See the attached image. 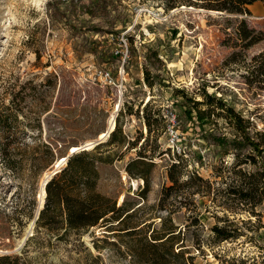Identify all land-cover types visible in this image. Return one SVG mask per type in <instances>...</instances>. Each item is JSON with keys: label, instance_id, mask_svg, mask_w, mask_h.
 I'll return each instance as SVG.
<instances>
[{"label": "rangeland", "instance_id": "rangeland-1", "mask_svg": "<svg viewBox=\"0 0 264 264\" xmlns=\"http://www.w3.org/2000/svg\"><path fill=\"white\" fill-rule=\"evenodd\" d=\"M48 1L55 0H0V108L13 94L18 92L19 98L26 93L19 102L25 135L14 145L28 146L27 150L41 143L55 147L52 161L43 170L26 166L20 180L13 179L0 164V253H20L34 233L35 222L32 226L31 222L44 202L39 196L41 187L52 176L56 161L68 155L72 146L82 150L85 143L96 141L114 117V127L118 125V135L125 141L102 149L113 155V162L99 166L97 189L116 198L118 205L121 196H125L127 208L137 204L128 225L147 220L160 229V217L165 224L174 223L180 231L175 249L188 251L184 257L189 264H264L260 247L264 245V206L255 209L261 215H252L225 192L233 166L240 163L235 168L246 171L264 168V153L231 147L222 153L212 136L238 137L235 128L222 116H212L201 124L190 120L183 99L173 92L184 89L200 100L205 88L249 120L251 135L264 132L262 75L254 76L252 83L247 79L248 66L257 65L252 57L264 52V39L248 49L235 47L234 15L187 5L166 10L163 0H109L104 14L89 10L92 3L100 5V0H59L68 21H51ZM70 3L75 4L71 11ZM240 17L249 27L264 32L261 2H255L250 14ZM121 38L127 49L132 42V51L128 49L124 61L113 53L120 48ZM88 43L96 52L84 50ZM100 69L109 71L110 78L100 77ZM146 71L155 76L152 86L144 82ZM46 80L54 87L49 88ZM148 101L147 111L159 113L151 132L143 112ZM170 113L178 117L174 127L179 153L186 160L184 178L196 171L209 181L211 190L207 193L204 184H191L168 195L161 209L162 188L170 185L167 167L178 153L166 132ZM28 122L35 127H28ZM138 151L154 154L150 189L144 199L136 191L143 181L130 178L125 171ZM249 155L255 156V165ZM197 186L202 192L192 194ZM195 214L198 223L192 224ZM230 221L242 235L214 241L210 227ZM105 231L104 227H90L79 240L72 231L60 241L50 237L51 244L41 248L43 254L30 245L29 264H136L125 245L128 237H104L103 233H110ZM41 238L47 242L49 237L43 233ZM96 255L98 263L93 259Z\"/></svg>", "mask_w": 264, "mask_h": 264}, {"label": "trees", "instance_id": "trees-1", "mask_svg": "<svg viewBox=\"0 0 264 264\" xmlns=\"http://www.w3.org/2000/svg\"><path fill=\"white\" fill-rule=\"evenodd\" d=\"M100 5L92 3L89 10L93 14H104L107 10L109 0H100ZM166 10L176 6L187 5L206 10H214L223 12L222 15H234L237 41L235 47L248 49L255 43L264 39V32L249 27L245 18L240 17L250 14V6L255 2H261L264 6V0H163ZM59 0L48 1L46 3V11L51 21L62 20L68 21L66 11L59 7ZM97 5V6H96ZM69 10L75 8L74 3H70ZM129 51H132V42H129ZM85 51L96 52V48L88 43L84 47ZM237 52L232 55L235 56ZM257 65L251 63L247 69L248 83L253 82V77L262 75L264 82V52H260L252 57ZM155 76H150L146 71L144 74V82L148 86H152ZM46 83L49 88H53V83ZM45 83V84H46ZM22 86L21 89H24ZM50 90V89H49ZM22 91V90H20ZM174 95L183 99L185 108V116L190 120H196L198 123L203 121H211L212 116L224 117L239 133L238 137L227 138L224 136H212V139L220 146L222 153H227L229 148L240 151L249 148L256 155L264 153V132L255 131L251 135L249 127L250 122L240 115L235 108L228 104L221 96L210 93L203 88L201 92L202 99L196 100L195 97L189 96L184 89L175 88ZM19 93L13 94L6 104H2L0 108V164L5 172H8L13 179L20 180L24 176L26 166L29 169L37 168L41 171L50 163L54 157L55 147L48 143L36 145L31 150H27L28 146L20 147L14 145L25 135L23 107L19 106V102L23 101L25 94L17 97ZM148 103L144 105L143 112L148 132L152 131L151 126L159 117L150 114ZM47 104L46 111L49 110ZM22 113V114H20ZM21 117V118H20ZM176 123L178 117L175 115ZM38 127L40 126L37 123ZM28 127H35L30 122L26 124ZM21 127V129H20ZM119 127L116 125L110 132L109 138L95 144L90 149L77 150L70 155H65L66 160L58 172L52 175L44 184V202L38 211L35 220L34 233L27 238L20 253H0V264H29L30 245L32 248H38V254L45 253L41 248L44 244L49 245L51 238L60 241L67 237L71 231L77 235V240L81 233L90 227H104V230L118 237H128L125 242L128 252L131 254L133 262L136 264H189V259L185 258V249H175V245L179 241L180 231L174 223L165 224L164 218L160 217L162 227L155 229L153 221L144 220L135 225H128L127 221L136 210L134 206L127 208L125 196L118 205L117 199L101 193L97 189V183L100 177L99 166L107 165L113 162V155L109 151H102L103 148L115 143L120 146L124 143L125 137L118 135ZM144 139V141H146ZM106 152V153H105ZM248 158L252 164H256L255 156ZM120 156H118L119 159ZM154 154H147L138 151L137 157L131 159L125 165V171L130 178L141 179L142 186L137 187V195L143 199L146 197L150 189V174L154 166ZM185 159L181 153H174L172 161L167 167V178L170 185L162 188V196L159 199L160 208L163 209L165 198L176 193L179 189H183L191 184H204L206 192H210L211 185L208 180L203 179L196 171L184 178V168L186 166ZM38 164V165H36ZM40 164V165H39ZM240 163H236L232 168L233 177L227 185L225 192L237 204L246 206L252 215H261L260 211H255L256 207L264 206V168L255 169L254 171H246L240 168ZM263 166V165H261ZM200 186L192 191V194L200 193ZM150 220V219H148ZM192 224L198 223L197 214L192 217ZM233 223L218 225L213 224L210 227L214 241L221 242L232 240L242 235L238 231V227H233ZM233 227V228H232ZM105 231V232H106ZM149 232V234H147ZM48 235L47 242L43 240L42 234ZM106 240V238H103ZM83 246V244H81ZM182 246V245H177ZM264 251V245H260ZM94 248L98 249L99 245L94 243ZM199 247H197L198 249ZM86 250V247L83 248ZM176 250V251H175ZM192 258V255H189ZM98 263L99 257H93ZM264 262V257H263Z\"/></svg>", "mask_w": 264, "mask_h": 264}, {"label": "built area", "instance_id": "built-area-1", "mask_svg": "<svg viewBox=\"0 0 264 264\" xmlns=\"http://www.w3.org/2000/svg\"><path fill=\"white\" fill-rule=\"evenodd\" d=\"M62 2H70V1H74V0H61ZM118 45L120 46V48H116L113 53L118 55L122 61L125 60V58L128 56V49H127V43L124 40V38H121L120 41L118 42ZM121 72H123V66H121ZM98 75L100 77H104V78H110V72L107 70H99L98 71ZM175 115L170 113L169 117H168V123L166 125V132L169 136V143L171 146L175 147L177 152H180V147H178L177 145V131L175 129Z\"/></svg>", "mask_w": 264, "mask_h": 264}, {"label": "bare ground", "instance_id": "bare-ground-1", "mask_svg": "<svg viewBox=\"0 0 264 264\" xmlns=\"http://www.w3.org/2000/svg\"><path fill=\"white\" fill-rule=\"evenodd\" d=\"M114 125H115V121H114V117H112V118L110 119V121H109V126H108L107 131H106V132H101V133L99 134L97 140L102 141V140H104V138L108 137L109 134H110V132L114 129ZM91 143H93V142H87V143H85L84 146H83L84 148H82V149H90V148L93 147V145H94V144H91ZM77 149H79V147H77V146H72V150L69 151V153H73V152L77 151ZM80 150H81V149H80ZM65 160H66V156H64V157H60V158L56 161V164H55L56 166L54 167L52 173H55L56 171H58V170L61 168V166L65 163ZM44 181H45V180H44ZM133 184H135L134 181H133ZM44 195H45V190H44V184H43L42 187H41L40 195H39L41 200L43 199ZM122 199H123V196H121L120 201H121ZM40 207H41V205H40ZM40 207H39V208H40ZM31 226H32V222H31ZM29 231H30V230H29Z\"/></svg>", "mask_w": 264, "mask_h": 264}, {"label": "water", "instance_id": "water-1", "mask_svg": "<svg viewBox=\"0 0 264 264\" xmlns=\"http://www.w3.org/2000/svg\"><path fill=\"white\" fill-rule=\"evenodd\" d=\"M207 11H209V12H215V13H217V14H223V12H221V11H214V10H207ZM99 142H101V141H100V140H96V141H94V142L91 143V144H94V145H95V144H97V143H99ZM94 145H93V146H94ZM81 148H84V147L82 146ZM70 154H71V153H69L68 155H70ZM68 155H67V156H68ZM67 156H66V157H67ZM59 170H60V169H59ZM59 170H58V171H59ZM58 171H56V172H58ZM56 172H55V173H56ZM55 173H53V174H55ZM53 174H52V175H53ZM44 184H45V183H44ZM41 207H42V206H41ZM41 207H40V208H41ZM40 208H39V209H40ZM39 209H38V211H39ZM37 215H38V212H37ZM37 215H36L35 219H33L32 224H33V223L35 222V220L37 219ZM25 238H26V237H24V239H23L22 242H24ZM19 248H20V246H18L17 249H19Z\"/></svg>", "mask_w": 264, "mask_h": 264}]
</instances>
